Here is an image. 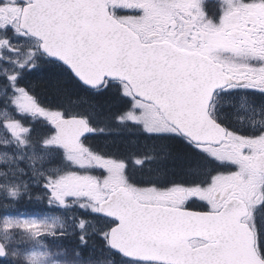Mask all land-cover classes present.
Here are the masks:
<instances>
[{"label": "snow or ice", "instance_id": "6c2138e0", "mask_svg": "<svg viewBox=\"0 0 264 264\" xmlns=\"http://www.w3.org/2000/svg\"><path fill=\"white\" fill-rule=\"evenodd\" d=\"M212 3L218 16L209 13V0H0V7L13 4L37 13L23 28L16 21L0 27V62L11 65L0 66V77L12 89L4 111L11 105L26 116L21 109L35 105L53 137L60 126L43 113L78 121L73 142L91 153L83 144L96 132L90 118L45 108L33 91L41 82L59 89L67 85L65 77L74 79L91 93L92 116L141 127L159 142L133 157L138 167L157 159L166 165L148 181L128 175L124 160L99 157L119 164L126 183L209 192L208 198L193 194L183 200L179 212L190 215L181 217L150 207L126 187L106 189V164H73L88 170L101 193L96 206L87 208L92 197L58 195L54 178L45 176L50 203L56 199L64 207L80 200L93 216L91 234L89 221L77 224L82 246L75 251L76 264H264V154L254 155L245 145L243 160L228 161L207 150L264 141V0ZM25 41L35 44L26 51ZM22 78L31 79V90L18 83ZM145 122L167 127L153 130ZM0 129L12 139L30 132L11 114L0 120ZM53 146L64 147L46 137L42 148ZM251 161L259 167H242ZM65 162L71 163L67 156ZM220 176L225 179L217 184ZM112 205L117 207L104 211ZM92 237L102 246H90Z\"/></svg>", "mask_w": 264, "mask_h": 264}, {"label": "rangeland", "instance_id": "374dc122", "mask_svg": "<svg viewBox=\"0 0 264 264\" xmlns=\"http://www.w3.org/2000/svg\"><path fill=\"white\" fill-rule=\"evenodd\" d=\"M236 0H227V5L232 6ZM21 9L18 6H14L13 4H8L6 6L0 7V27H3L5 23H12L16 21L15 26L17 25V18L20 15ZM15 39V38H14ZM25 47L28 50L30 45H33L30 41L24 42ZM243 63V61H242ZM0 66L11 67V65H6L3 62H0ZM5 81V79H4ZM20 85L27 86L31 90V79L22 78L18 81ZM39 85L33 90L34 94L38 98L39 102L46 108H61L65 111H69L70 114L73 115H89L90 119L93 121V127L96 128V132L93 135L91 140L86 144L89 149H91V153L87 152L84 149L82 154H71L66 155L67 159L71 161V163H66L65 158H59L61 151L60 148L56 153H52L51 155H57L56 166L49 169H41L40 171L35 170L36 174L40 176L42 173L45 175L50 172L55 175L53 184L57 188V194L62 195V192L72 193L81 196L88 195L92 197L93 203L88 204L85 202L87 208L95 207L94 201L101 199V193L94 188L96 187L95 180L91 179V174L88 172L86 168L76 169L73 167V164L79 165H96V164H106L109 168V171L118 173L122 179L124 177V171L122 167L113 163L112 160H101L99 157H110L115 160H124L128 165V174L129 167L136 168L139 171L144 173L152 172L150 177L154 178L156 170L163 167V164L160 163V160H153L150 163H146L143 167H138L133 162L134 156H144L149 150V146L158 141H151L144 134H139L142 128L134 127V129H129L120 126L117 122H112L108 126L105 125L102 118L98 115L92 116V112L85 111V108L78 107L79 105L92 106V103L89 99H91V94H86L87 98L78 99L75 104H79L74 109L67 105H57L56 102L45 100L39 97ZM73 92V89H71ZM68 103V102H66ZM74 104V102H72ZM28 111L25 109V112ZM32 113L30 112L29 115ZM45 116L49 119L50 112H45ZM8 118H10V114L7 113ZM239 115H243L247 117L246 112H240ZM16 116V115H15ZM7 119V118H6ZM28 119V115H26V120ZM141 119H143L141 117ZM245 123L248 124L249 121L246 119ZM144 127L160 130L161 128L166 129V125H160L159 128L150 122H145ZM47 123L45 125L41 124V129H47ZM39 133V132H36ZM43 136V140L49 137L48 132L40 133ZM3 129H0V141L3 139ZM7 138V137H6ZM20 139V137L16 138ZM234 139V138H230ZM6 140V139H5ZM22 142V140L20 139ZM248 145L253 154L261 153L264 151V141H240L239 144H232L231 149L227 146L224 149L218 147H207V150L211 155H214L218 160H228V161H241L243 160L240 156V149ZM127 148V149H126ZM60 149V151H59ZM18 155L21 159H23L24 164L31 170L36 163H42L48 157V153L44 151H24L21 148L16 149ZM92 150H98L99 152H103L102 154L92 152ZM109 152V154L107 153ZM95 154V155H93ZM114 154H121V156H115ZM4 153H0L1 161L3 159ZM18 166V165H17ZM166 165H164L165 167ZM242 167L252 170L258 168L257 161H251L249 164L242 165ZM83 173V176H80L79 173ZM73 173H77V175H73ZM42 176V175H41ZM52 177V176H51ZM225 178L223 176L217 177L216 183L220 184L223 182ZM259 180V178L257 177ZM121 180H117L115 182H109L106 184L115 185L119 183ZM148 181V179H146ZM121 183V182H120ZM119 183V184H120ZM105 184V188L109 187ZM44 185V184H43ZM131 184H127L129 187ZM146 189L137 190V193L144 200H150L152 202H156L157 200L162 202L168 201L169 193H174L179 190L188 191L189 195L197 194L201 197L208 198L209 192L207 191H199L198 189L186 190L181 188H175L171 191H164L163 189L153 190L148 186H145ZM73 189V190H72ZM75 189H77L76 192ZM134 189V188H133ZM44 195L39 194L35 197V203L31 204L29 211L22 212V207L14 204L7 208H4L5 205L3 203L2 196L0 195V239L3 241L7 256L5 259L9 260L12 264H76V258L74 256H64V250L60 249V253L56 252L50 244H59L61 242H67L65 239L71 241H77L81 236L80 229L77 227L78 222L81 219L89 221V225L86 229L87 233L92 232V221L93 216L89 214L84 208L80 206V200L70 201L68 206L61 207L57 201L51 203V211L49 202L45 206L47 210L44 209L42 204V199ZM70 205H73L74 209L71 208ZM21 207V208H19ZM27 207V206H26ZM4 208V209H3ZM55 211L53 212V209ZM10 224V230L6 229L5 225ZM91 234V233H90ZM94 238V237H93ZM99 241H101L99 239ZM65 246H69L68 244Z\"/></svg>", "mask_w": 264, "mask_h": 264}, {"label": "flooded vegetation", "instance_id": "af4514ba", "mask_svg": "<svg viewBox=\"0 0 264 264\" xmlns=\"http://www.w3.org/2000/svg\"><path fill=\"white\" fill-rule=\"evenodd\" d=\"M222 3L224 5H227V0H222ZM208 10L210 14L215 13L216 16L219 15L218 11L215 8V5L212 3V0H209ZM11 94V86L8 85L6 80L2 81V83L0 84V120L8 118L7 113H9L11 114V116L20 119L23 127L30 128V132H27L22 137H20L22 142L20 141V139H12L11 137H7L5 135L2 136L3 139L0 141V153H4V155L2 161L0 157V195L2 196L3 201L8 203L7 207L11 206V203L13 204V202H15L16 204L20 203L19 206L22 207V210H25L27 209V204L35 203V196L41 194L42 190L46 193L44 195V198L49 200L48 192H46L43 187V184L45 183V176H47V174H45L44 176H38L35 170L40 171V168H43L45 170L55 167L57 155L51 154H57L58 147L53 146L48 149L42 148L44 140L43 136L40 133H42L43 131L39 133L32 131L31 128H34L33 121L41 119L40 115L37 114L39 112V109H37L35 105L27 103L21 109L22 111H25L26 109L28 110L26 111L27 113H32L31 115H28V123L25 122L26 116L18 115L16 113V110L11 107V105H8L7 111L3 110V106L8 103L7 97ZM55 114L56 112H52L49 118L54 119V116H56ZM44 132H48L49 137L53 138L54 141L57 142V137H53L50 130H45ZM5 144H8L9 147H2V145ZM18 148H21L24 151H44L47 152L49 155L48 157H46V160L43 162V164L36 163V165H34L35 168H33L34 170H31L26 166V164H24L23 159L19 157L18 152L16 150ZM66 155L71 154L62 151L61 156H64L63 159ZM48 175L52 177L55 176L50 172L48 173ZM51 183L53 184V181H51ZM33 191L36 192L34 195H32ZM26 193L31 195L27 196ZM168 198L169 199L167 203L157 200L156 204L179 207V205L182 204L183 200H185V196L182 191H177V193L172 195H170L169 193ZM55 200L56 199H53L51 203ZM141 200L144 202H152L144 199Z\"/></svg>", "mask_w": 264, "mask_h": 264}, {"label": "trees", "instance_id": "16d2710c", "mask_svg": "<svg viewBox=\"0 0 264 264\" xmlns=\"http://www.w3.org/2000/svg\"><path fill=\"white\" fill-rule=\"evenodd\" d=\"M65 79L68 81L67 85L65 87L59 88V89H54L52 86L51 81L48 82H41L39 83V97H41L42 99L50 100V101H54L57 103V105L63 106V105H67L70 106L71 108H75L76 106H78L79 104H75V102L80 99V98H87L86 94L84 93V91H87L85 88L81 87L77 81H75L74 79L65 77ZM73 89V92L72 90ZM91 94V93H88ZM91 96V95H90ZM91 99H89L90 101L92 100V97H90ZM75 101V102H74ZM68 102V103H66ZM72 102H74V104H72ZM78 107L81 108H85V111L87 112H93L94 109L93 107L90 106H86V105H79ZM86 116L89 117L88 114H86ZM100 118H102V120L105 122V125H109L113 122V120L106 118L105 116L102 115H98ZM90 118V117H89ZM91 120V119H90ZM91 122L93 123V121L91 120ZM155 143H159V142H155ZM151 148V145L149 146ZM147 150L148 152L150 151ZM127 149V148H126ZM161 164H163L164 167V163L160 161ZM152 172H147V173H138V176H144V177H150ZM153 179V178H151ZM66 243L61 242L59 244H54L52 245L53 249L60 253V249L64 250V256H71L73 254L74 258L75 257V251L78 250V246H82L80 241L77 239V241H71L66 239ZM69 245V246H65V245ZM88 244L90 246H97V245H102L101 243H99V241L97 240L96 237H92L88 239ZM4 261H0V263L3 264Z\"/></svg>", "mask_w": 264, "mask_h": 264}, {"label": "water", "instance_id": "95a60500", "mask_svg": "<svg viewBox=\"0 0 264 264\" xmlns=\"http://www.w3.org/2000/svg\"><path fill=\"white\" fill-rule=\"evenodd\" d=\"M42 2H47V0H42ZM37 16L36 12H33L31 8L24 9L22 11L21 15V23L20 26L23 28L25 26L26 22L33 21V19ZM55 123H57L60 126V132L58 134V138L61 144L64 145L65 148L68 150L77 151L80 149L79 144H76L73 142V138L77 135L78 131L80 130V127H78V121H63V120H57ZM205 138H214V137H205ZM116 205H112L111 207L105 206L104 211L111 212ZM152 207V206H150ZM155 208V207H153ZM173 214H178L181 217H187L188 213H182L179 211H171ZM195 219V218H194ZM119 239V237L114 238V242H116ZM0 246H3V244L0 242ZM0 250H5L4 248ZM4 256H0V258H3ZM162 258V257H160Z\"/></svg>", "mask_w": 264, "mask_h": 264}]
</instances>
